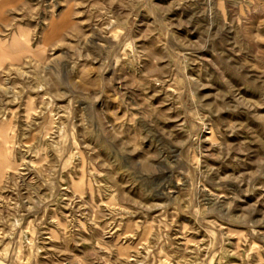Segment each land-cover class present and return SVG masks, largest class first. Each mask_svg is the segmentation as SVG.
I'll return each mask as SVG.
<instances>
[{
  "label": "rangeland",
  "instance_id": "rangeland-1",
  "mask_svg": "<svg viewBox=\"0 0 264 264\" xmlns=\"http://www.w3.org/2000/svg\"><path fill=\"white\" fill-rule=\"evenodd\" d=\"M0 264H264V0H0Z\"/></svg>",
  "mask_w": 264,
  "mask_h": 264
}]
</instances>
